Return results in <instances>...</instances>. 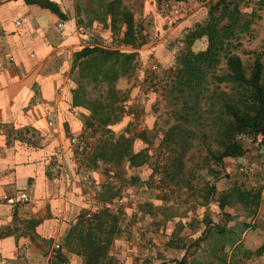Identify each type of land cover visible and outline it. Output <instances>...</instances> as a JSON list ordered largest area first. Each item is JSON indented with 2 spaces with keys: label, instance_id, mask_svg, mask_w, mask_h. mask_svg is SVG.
I'll list each match as a JSON object with an SVG mask.
<instances>
[{
  "label": "crops",
  "instance_id": "0c3cea01",
  "mask_svg": "<svg viewBox=\"0 0 264 264\" xmlns=\"http://www.w3.org/2000/svg\"><path fill=\"white\" fill-rule=\"evenodd\" d=\"M52 1L59 5L65 15L63 18L24 0H0V264H85L80 255L63 246V238L70 225L76 222L79 212L90 207L101 186L113 180L105 173V165L91 168L81 161L82 158L75 151L89 112L73 100L77 84L76 70L72 69L75 51L84 45L103 46L94 42L92 35L96 33L107 39L110 29L99 26L97 19L92 20L91 30L84 29L82 13L79 12L81 2ZM144 1L142 15L153 17L156 30L150 39L140 41L141 45L133 49L137 52L135 82L120 77L116 84L122 92H128V104L143 103L139 116L142 131L153 128L155 123L151 104L158 94L151 90L148 80L177 66L173 50L176 46L183 48L185 34L206 17L209 2L172 1L169 16L174 19L173 22L169 16L162 15L160 9L157 10L158 5L154 0ZM249 1L250 11L255 4L264 2ZM170 23L174 25L169 27ZM195 45L197 50L204 49L206 38L196 40L192 45L193 50ZM132 116V113L126 112L122 120L111 128L116 132L123 131L122 128L125 129L134 120ZM263 151L264 144L246 153L253 162L237 167L238 170L234 168V173L246 171L250 177L258 175L257 179L264 178L257 163V156ZM246 154L233 160L241 163L240 159H247ZM221 183V186L224 183L228 185L226 180ZM3 194H27L29 201L11 205L2 200ZM234 204L242 208L240 203ZM206 215L216 221L208 213ZM242 217L231 213L232 219L227 227L251 223L250 227L241 231L240 239L234 246L240 242L244 249L254 252L264 241V186L256 213L246 212ZM130 220L128 213L125 223H130ZM175 226L192 229L189 232L192 239L184 242L181 239L183 234L176 235L182 255L174 259L173 264H178L183 257L184 264H193V260L220 264L200 245H192L202 236L204 222L199 223L201 228H198L190 221L179 219ZM126 227V224L122 226L121 234L131 232L124 246L125 263L142 264L132 240V225L128 229ZM177 231L174 230V234ZM119 238L117 236L110 246L109 254L116 256L113 248L117 247ZM232 249L228 248L229 252ZM57 250L64 257L61 262L55 256ZM237 257L238 264H264V250L258 255L242 257L239 254Z\"/></svg>",
  "mask_w": 264,
  "mask_h": 264
},
{
  "label": "trees",
  "instance_id": "16d2710c",
  "mask_svg": "<svg viewBox=\"0 0 264 264\" xmlns=\"http://www.w3.org/2000/svg\"><path fill=\"white\" fill-rule=\"evenodd\" d=\"M24 1L46 8L59 18L65 16L59 5L52 0ZM168 1L172 4L183 0ZM242 1L209 0L206 17L185 34L184 46L177 56L174 69V87H179L182 93L188 91L193 98L192 101L184 102V110L196 111L200 101L205 99L210 107L207 111L212 114L216 148L208 147L205 159L211 161L217 169L210 164L206 167V174L212 181H205L201 190L203 202L200 203L215 202L222 219L214 222L205 217V230L192 245L198 246L204 242L203 251L212 255L220 264H238L239 254L249 257L264 250V241L254 252L244 249L240 242L234 246L240 239L241 231L250 227L251 223L227 227L232 219L228 208L238 202L248 214H255L260 204L261 191L232 184L224 190L217 187L219 168H222L225 161L247 153L242 138H249L258 147L264 144V61L261 54L254 52L252 62L246 66L236 52L240 44V33L249 30L254 18V12L248 13ZM98 4L103 8V16L108 18L105 27L112 34L121 29L119 44L126 49L93 44L84 45L75 51L72 69L76 70L77 86L73 91V100L89 112L75 151L87 166L94 168L103 164L108 177H114L108 167L110 164L121 166L126 163L129 169L146 164L152 167L154 164L149 160L151 155L146 147L134 149L137 138L143 141L146 139L144 130L132 133L126 126L123 131L115 132L111 128L122 120L125 112V96L117 88V80L133 73L137 55L133 49L141 45L133 13L122 0H98ZM202 37L206 38L205 48L194 51L193 43ZM180 119L189 122L185 116H180ZM184 133L186 129L178 123L165 131L161 145L167 149L166 158L160 167L159 175L162 176L157 180L158 185L164 184L165 179H178V182L191 187L192 178L187 177L183 162L186 151ZM88 138L93 141L89 142ZM157 170L158 167L154 165L150 176L153 177ZM112 181H106L96 192L101 205L82 209L63 238V246L80 255L85 264H117V259L109 254V249L122 229L119 224L121 210L115 207L112 200L121 190L115 188ZM139 181V176L130 174L131 183ZM231 247L233 249L229 252L228 248ZM55 256L59 262L64 260L59 250ZM177 263L184 264V257ZM193 264L205 263L193 260Z\"/></svg>",
  "mask_w": 264,
  "mask_h": 264
},
{
  "label": "rangeland",
  "instance_id": "374dc122",
  "mask_svg": "<svg viewBox=\"0 0 264 264\" xmlns=\"http://www.w3.org/2000/svg\"><path fill=\"white\" fill-rule=\"evenodd\" d=\"M122 1L133 13L134 26L138 40L144 41L145 39H150V36L154 34L153 31L156 29H154L153 17L150 15L143 17L142 15L145 1ZM154 1L158 5L157 10L159 11L160 9L159 12L163 15L162 6L168 2V0ZM76 2H81V9L79 12L82 13V26L84 29H92V20L96 19L95 17L97 15L99 26L104 27L106 23H108V18L101 13L103 8L101 6L99 7V4L97 5L98 0H76ZM249 3V0H243L241 2L245 9L248 8L246 9L248 13H250L251 8ZM253 9V23H251L248 31L240 33V44L236 51L241 56L242 61L246 66L252 62L254 52L261 54L264 61V2L260 1L255 4ZM253 9L251 10L253 11ZM171 11L172 6L170 2L167 12L168 16ZM103 17L104 19L107 18L105 19L106 21H103ZM171 20L174 22V19ZM171 25L173 26L174 24ZM171 25L169 27H172ZM164 26L165 29L167 21ZM120 30L113 34L110 33V37L107 39L94 33L92 35V40L101 43L106 47L123 48L119 44L121 38ZM178 47L179 46H176L175 50H173L174 47L172 49L176 53L175 60L183 49H178ZM194 49L197 51L196 45L194 46ZM175 67L176 66L171 67L169 71L164 72L161 76L158 73L155 77L151 78V80H148L149 82L147 84L150 86L151 90L157 91L158 94V97H156L153 104H151L152 112L155 116V123L153 128L146 130L144 128L146 138L144 141L137 138L134 142L135 150L145 147L148 149V152L151 155L149 160L155 165V167H158V172H155L153 177H151L150 174L154 165L151 167L148 164L136 169L127 168L126 163H123L121 166H114L112 164L108 165L114 173L112 181L113 186H115V188L119 187L121 190L120 193L112 199L115 202V207H119L121 210V213L119 214L120 228L126 224V228L128 229V226L132 225V233L134 234V239L132 238V240L136 245L138 256L142 264H173L174 259L181 257L182 251L178 248L179 238L176 235L181 233L183 234L181 238L182 241L190 242V240L186 239H192L190 235L191 233H189L192 229H188V227H176L175 222L177 220L181 219L185 222L190 221L193 223L194 227L201 228L198 224L204 222L203 219L207 216L206 213L216 220L215 222H220L222 219L221 213L219 215L220 211L215 202L212 201L210 205L200 203L203 202L201 190L205 186V181H212V178L206 174V167L210 164L214 169H217L211 161L207 162V159H205L206 156H208V147H210V149L216 148L215 135L211 123L212 114L207 111L210 107L204 99L200 101L199 108H197L196 111L184 110V102L192 101L193 98L188 91L182 93L178 90L179 87H174ZM135 73L134 70L132 74L125 77L128 79V82H135L134 79H137L134 75ZM123 94V96H125L123 103L125 106L124 114L127 112L132 113L134 116V120H131L127 126L132 133H140L142 129L139 116L141 115L140 110L143 109V103L138 101L137 103H132L130 105L127 103L128 92L123 91ZM141 113H144V111ZM180 116H185L189 122L182 121ZM176 123L181 124V127L186 129V133H184L186 151L183 162L187 177H190V179L192 178L191 187L186 183L178 182V179H175V181H168L165 179L166 182L164 184H157V180L162 176V174L159 175V172L161 170V164L166 158L165 152L167 150L161 145V140L167 128ZM122 130H124V128H122ZM87 140L89 142L93 141L89 138ZM242 142L244 143L248 154L252 150L260 148L249 138H242ZM248 154H246V160L243 161L240 159L241 163H237L233 159H227L225 164L222 165V168H219L220 180L217 182V187H219L220 190H222L221 188H226L232 184L246 186L247 188H256L262 191L264 178L257 179L258 175L250 177V174H247L246 171H237L234 173V168L238 170L237 167L251 165L253 162L252 157ZM257 163H259L258 167L260 166V170L262 169L261 174L264 177V151L260 153L259 157L257 156ZM225 167H227V169ZM130 174L140 176L141 180L137 183H131ZM225 180L228 182V185L224 183L221 186V182ZM258 181L260 182L258 183ZM159 186H161V188ZM101 203L99 197L95 194L94 200L90 202L89 205L90 208H93L98 207ZM228 209L236 217L241 219H243L242 216L246 213L242 208L237 207L235 204H232ZM128 213L131 216V224L129 222L125 223ZM178 216L180 218H178ZM136 222H139V224H136ZM174 230H178L177 233L174 234ZM122 231L123 229H120L118 234L120 238L116 244L117 247L113 248L116 256L112 255V257L115 260L117 259V264H126V251L124 246L126 244V239H129V234L131 232L127 231L121 234ZM174 237H177V240L174 239ZM139 238H141L140 241ZM199 245L202 248L205 244L204 242H201Z\"/></svg>",
  "mask_w": 264,
  "mask_h": 264
},
{
  "label": "built area",
  "instance_id": "2783aa9c",
  "mask_svg": "<svg viewBox=\"0 0 264 264\" xmlns=\"http://www.w3.org/2000/svg\"><path fill=\"white\" fill-rule=\"evenodd\" d=\"M170 6V2H166L163 6H162V13L165 16H168L167 12ZM172 23H170L171 25ZM58 26H61V23L58 24ZM2 200L11 204V205H15L18 203H26L29 201V196L27 194H22V195H17V194H3L2 195ZM56 247H58V245H56Z\"/></svg>",
  "mask_w": 264,
  "mask_h": 264
}]
</instances>
